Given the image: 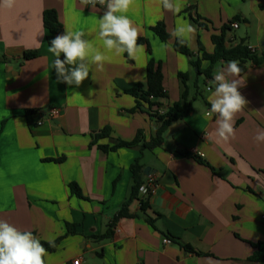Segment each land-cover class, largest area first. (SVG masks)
Instances as JSON below:
<instances>
[{"label": "crops", "instance_id": "crops-1", "mask_svg": "<svg viewBox=\"0 0 264 264\" xmlns=\"http://www.w3.org/2000/svg\"><path fill=\"white\" fill-rule=\"evenodd\" d=\"M181 3L176 15L160 0H134L126 15L143 40L135 60L103 48L98 20L106 4L92 8L81 0H15L10 9L0 6V220L41 242L61 239L54 253H46L45 264L78 259L80 264H263L249 259L259 243L264 249V142L254 141L257 130L264 129V62L238 63L244 73L229 77L245 82L238 90L248 103L235 117V138L223 142L215 135L217 115H208V96L215 87L214 72L227 63L211 65L202 54L214 53L213 36L235 18L238 28L228 34L227 47L244 41L261 54L264 0ZM49 10L58 15L61 34L84 31L93 47L109 57L102 70L93 66L78 88L56 78V57L48 51L43 24ZM178 20L195 28L187 45L192 59L174 50V37L163 42L152 31L163 22L170 35ZM28 51L39 56L25 60ZM151 59L162 63L164 74L167 98L160 114L180 100V73L189 76L191 93L197 85L200 95L186 116L165 131L163 145L143 149L159 124L146 107L130 112L136 101L129 92L146 81ZM190 60L200 62L201 73ZM51 110L58 115L48 117ZM104 128L111 130L109 137L93 144ZM139 132L138 147L100 149L132 142ZM136 160L143 181L154 175L158 186L146 211L134 202L129 217L111 227L128 197ZM71 185L83 198L72 194ZM69 226L75 227L73 233ZM109 228V239H97Z\"/></svg>", "mask_w": 264, "mask_h": 264}, {"label": "clouds", "instance_id": "clouds-1", "mask_svg": "<svg viewBox=\"0 0 264 264\" xmlns=\"http://www.w3.org/2000/svg\"><path fill=\"white\" fill-rule=\"evenodd\" d=\"M14 3L15 0H0V6L9 9ZM81 3L92 8H96L97 4H106L98 20V36L103 48L116 55L127 53L129 59L135 60L142 52L143 45L138 44V28L126 15L134 6V0H81ZM160 4L164 10L176 15L182 9L181 0H160ZM194 33V26L178 20L170 35L183 46L191 43ZM86 36L84 31L65 29L50 42L48 51L56 57L53 62L56 78L69 86L78 88L89 77L90 71L93 72V66L102 70L109 59L104 52L94 48ZM61 54L63 60L60 59ZM240 72L238 62L229 61L226 66L214 72L211 81L215 87L209 88L208 115H217L215 135L218 141L228 142L235 138V117L248 103L238 90L245 82L236 78L229 79L238 77ZM254 141L264 142V129L257 130ZM46 251L30 231L22 232L7 221L0 220V264H45Z\"/></svg>", "mask_w": 264, "mask_h": 264}, {"label": "trees", "instance_id": "trees-1", "mask_svg": "<svg viewBox=\"0 0 264 264\" xmlns=\"http://www.w3.org/2000/svg\"><path fill=\"white\" fill-rule=\"evenodd\" d=\"M264 10V8H262ZM192 19V18H191ZM194 23H199L196 19H192ZM239 19L235 18L228 25H224L221 29L220 35L213 36L212 41L215 46L214 53L212 55L203 53L202 60L209 61L211 65H214L218 62H229V61H237L238 63H246L251 62L254 65H260L264 62V50L261 54H258L257 51L252 52L244 41L240 42L236 46L227 47V43L229 42L228 34L232 31V24L238 22ZM43 24L45 29L47 30V43L50 46L51 40L58 34L62 32V25L59 22L58 15L54 10L46 11L43 15ZM201 28H207L205 24H200ZM152 31L160 38L161 41L166 42L171 39V35L166 30V26L163 22H159L156 26L152 28ZM143 40L138 39V43ZM174 50L186 57L193 58L192 53L190 52L187 45H181L178 41L174 40ZM39 56L38 51H28L24 55L25 60H33ZM190 64L197 69L198 73L200 71V62L198 60L193 61L190 60ZM240 74L244 73V69L241 68ZM162 63L155 62L154 60H150L147 69H146V81L144 83L136 84L129 94L135 99L136 106L130 112H135L137 110H143V107L147 108L149 116L155 118L159 127L156 130V136L151 140V142L147 145H143V149H152L155 147H160L163 145L164 138L163 135L165 131L170 127V125L174 122H177L183 119L186 114L191 110L192 104L195 99L200 95L198 91V86L195 85V93H191V89L189 88V76L187 74L180 73L178 75L179 80L181 82V96L180 100L176 102L172 107H169L164 113L160 114V110L162 109L161 101L167 98L165 87H164V74L162 70ZM205 75L210 77V72H206ZM111 130L109 128H104L99 134L93 137V144L95 141L100 138L109 137ZM142 139V134L139 132L136 139L132 142H117L112 146L105 145L100 146V149L104 152H115L122 148H134L138 147L139 143ZM187 155V154H185ZM195 157V156H194ZM195 158H198L197 156ZM132 186L130 188L128 197L122 206L121 210L118 212L116 217L113 220L114 226L118 220L121 218H127L128 209L132 203L137 202L140 197V188L143 186L145 181H143V167L140 165L139 160L133 164L132 168ZM72 194L76 195L79 198H83L80 190L75 186H70ZM147 209V201L142 202L141 211L144 212ZM74 226H69V233H73ZM113 235L111 228L108 231L98 237L97 239H109ZM61 239L49 244L45 242H41V244L47 250L46 253H54L60 243ZM189 252L196 253L189 246H183ZM255 253L249 259L251 262L255 263H263L264 264V249L261 247V243H259L256 247ZM197 255H201L196 253Z\"/></svg>", "mask_w": 264, "mask_h": 264}, {"label": "built area", "instance_id": "built-area-1", "mask_svg": "<svg viewBox=\"0 0 264 264\" xmlns=\"http://www.w3.org/2000/svg\"><path fill=\"white\" fill-rule=\"evenodd\" d=\"M90 6V5H89ZM233 29H237L238 28V24L237 23H233L231 26ZM249 49L252 52H255L256 50L254 48L249 47ZM48 117H54L58 115V112L51 110L47 113ZM42 122L39 123V125H41ZM158 184H157V179L154 175H149L147 180L145 181V183L143 184V186L140 188V197L139 200L137 201L138 207L139 209H141V205L142 202L148 201V199L155 194L156 188H157ZM165 244H170L171 240L170 239H165L164 240ZM81 260L78 259L76 261H74L73 264H80Z\"/></svg>", "mask_w": 264, "mask_h": 264}, {"label": "water", "instance_id": "water-1", "mask_svg": "<svg viewBox=\"0 0 264 264\" xmlns=\"http://www.w3.org/2000/svg\"><path fill=\"white\" fill-rule=\"evenodd\" d=\"M262 46L264 47V44H263ZM149 171H150V169L147 168V169L145 170V174L148 175V174H149Z\"/></svg>", "mask_w": 264, "mask_h": 264}, {"label": "rangeland", "instance_id": "rangeland-1", "mask_svg": "<svg viewBox=\"0 0 264 264\" xmlns=\"http://www.w3.org/2000/svg\"><path fill=\"white\" fill-rule=\"evenodd\" d=\"M192 90H195V89H194V87H193V89H192Z\"/></svg>", "mask_w": 264, "mask_h": 264}]
</instances>
